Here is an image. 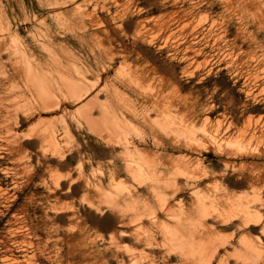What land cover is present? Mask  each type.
<instances>
[{
	"label": "rangeland",
	"instance_id": "rangeland-1",
	"mask_svg": "<svg viewBox=\"0 0 264 264\" xmlns=\"http://www.w3.org/2000/svg\"><path fill=\"white\" fill-rule=\"evenodd\" d=\"M170 1L0 0V13L4 14H0V264H17L16 257L23 255L32 260L19 264H119L127 254L144 255L127 241L121 244V249L113 245L112 216L108 211L103 213L87 206L84 199L88 188L83 179L81 185L76 181L67 183L66 190L51 180L55 175L65 176L66 171L59 170L56 160L48 154L40 158L36 154L37 136L31 126L34 128L37 124L43 109L26 89L25 65L17 53L24 54L29 62L41 65L45 70L52 66L53 60H73L85 69V73L89 72L87 80L91 84L100 76L104 79L98 91L103 89L107 79L111 94H115L119 105L136 109L140 114L151 109L146 103H150L151 97L141 96L133 87L120 85L116 70L124 58L128 60L126 68L132 71L135 66L156 65L160 73H164L161 76L167 83L175 75L177 128L183 133L180 132L178 154L193 157L191 159L209 173V178L202 184L212 183V189L203 194L206 197L201 196L209 206V217L203 224L211 230L204 251V246L200 247L201 263L234 264V259H238L239 264H264V0ZM103 43L107 49H114L115 65L111 66L104 54L98 53L97 45ZM123 50L125 54H121ZM171 90L168 86L165 95ZM101 96L103 100L104 96ZM64 105V108L68 106ZM72 109L75 108L69 107L68 111ZM23 113L33 120V125L26 126L20 117ZM53 115L63 116L62 113H51L47 118L42 113L41 119H50ZM189 128L195 134L188 133ZM18 130L20 135L16 140ZM72 130L79 149L72 150L65 161L73 169L84 166L90 175V166L97 169L100 165L107 174L110 161L120 166L121 159L115 157L117 149L74 127ZM190 137L196 142L187 141ZM194 142L196 144L191 145ZM234 142L238 145L234 146ZM236 147H239L238 152ZM249 149L254 150L250 152ZM242 162L251 167L241 165ZM177 198L191 203L189 190ZM230 212L241 213L245 224L237 221ZM215 220L217 224H213ZM153 235L159 245L167 244L169 240L157 232ZM241 240L251 244L254 250L248 249ZM233 249L241 250L245 256L236 254ZM35 253H38L37 257H34ZM156 256L151 257L153 263L159 261L162 264L163 259Z\"/></svg>",
	"mask_w": 264,
	"mask_h": 264
},
{
	"label": "bare ground",
	"instance_id": "bare-ground-1",
	"mask_svg": "<svg viewBox=\"0 0 264 264\" xmlns=\"http://www.w3.org/2000/svg\"><path fill=\"white\" fill-rule=\"evenodd\" d=\"M172 7H175V6H172ZM57 14H58V11H57ZM15 28L17 29V27ZM35 28L36 27H34V30ZM7 29H8V25H7ZM16 42L18 43L19 41L16 40ZM15 44L16 43H14V46ZM16 48L17 47H15V49ZM97 49L100 55L104 54L105 59L107 60V62L109 61V64L111 66L116 64L117 60H116V55L113 54V51H114L113 48L107 49L103 43V44H98ZM125 51L123 50L121 54H125ZM16 53H17L16 51L14 54L12 52L14 56L16 55ZM63 53L66 54V52H63ZM17 54H18L19 59L21 60V63L25 65L23 70L26 76V81H25L26 89L30 92L33 99L39 102L40 108L43 109V111H41L40 109L43 115L46 114L47 118H48L47 114H51V113H55V114L62 113L63 115V116L60 115V117H57V115L55 117L53 115L54 116L53 118L49 117L50 119H41L42 118L41 116L42 113H41L39 116L40 119L38 118L37 124H35L34 128L33 126H31L35 135L37 136L38 150L36 154L38 158L42 156H47L48 154L51 159L56 160L59 170L61 169L63 171H66L65 176L55 175L53 178H51V180L55 182L57 185H60L59 187H61L62 185V187L65 188L66 190L67 183L71 184V182H75V181H76L75 183H77V182H80L81 179H83V181L85 182L84 184L88 188V193L84 199V202L87 204V206L92 207L93 209L95 208L97 211L103 212V213L104 211H108V213L112 216V219H110V226L111 224H113V227H114L113 228L114 231H113L112 238H111L113 245L116 248L121 249L123 247L121 244L123 243L124 245L125 244L124 242L127 241L132 244L135 250H139L144 254V255L141 254L137 256L134 254H127L126 256H123L121 258V260L119 261V264H156V263L158 264L159 261L156 262L154 260L155 262L153 263V260L151 259V257L154 255L155 256L159 255L163 259L162 264H202L201 263L203 261L201 259L202 251L200 250L201 249L200 247L204 246L205 241L209 239L211 230L209 227L204 226L203 224L204 219L209 217V213H208L209 206L207 207L206 203L204 202L205 199L204 200L201 199V196L205 192H208L209 189H212V183L202 184L203 180H207L209 178V173H207L205 169L201 168L200 163H196L197 161L195 162L193 159H191L193 157L189 158L185 154L184 155L178 154L179 146H181L179 145V142H180V136H181L182 130L180 129L179 131V129L177 128L178 109H177V88L175 84V79H176L175 75L170 77V79H168L169 82L167 83L163 75L161 76V74H164V73H160L158 68L155 67L156 66L155 64H154L155 66H151L149 64L140 65L138 67L135 66L134 70L132 71L126 68L125 65L128 60L126 57L124 58V60L119 64L120 66L118 67V69L117 68H116L117 70L115 69L116 74H117V80H119L120 85H125V87L127 86L129 89L130 87H133L135 88V90H137L140 93L141 96L151 97L150 103L146 102L151 107V109L149 110L146 109V113L141 112L140 114L139 111H137L136 109L130 110L126 107L122 108V106L119 105L121 103L117 101V99L115 98V94L114 95L111 94V89L109 87L110 84L107 79H105L104 86L102 85L103 89L98 91V87H101L100 83L104 79H102L100 76L98 77V80L94 84H91L92 82L90 83V81L88 82L87 80V77L89 76V72L85 73L84 71L85 69L83 70L80 67L81 65L80 66L77 65L76 63L73 62V60H70V61H64L63 59L53 60L52 66L50 68L47 67L48 69L45 70L44 68L41 67V65H38V64L34 65L33 63L29 62L26 59L24 54L22 55H20L19 53ZM69 59L71 58L69 57ZM121 60L122 59H120V61ZM74 61H77V60H74ZM105 64L103 65L105 66ZM158 66H161V65H158ZM177 84H179V82ZM168 86H171L172 90L168 95H165V90ZM117 93L119 92L117 91ZM101 95L104 96L103 100L100 99ZM63 104L65 105L68 104V106L64 105L65 106L64 108L62 107ZM69 107H72L75 109L74 110L72 109L73 111L71 110L68 111ZM20 117L23 119L22 121L26 123V126L31 125V124L33 125V120H30L29 118H27L24 113L20 115ZM247 122L250 123L248 120ZM182 124L183 123H181V126ZM73 127L77 130L85 132V134L87 135H91L97 141L105 145L110 146L114 149H117V155L115 157H118L121 159L120 166L116 165L113 161H110L108 163L109 167L107 169V172H108L107 174L105 173L106 171H104L105 169L102 168L100 165H98L99 168L97 169H92V166H90L91 167L90 175H87L86 168L84 166L73 169L65 161L66 156L71 154L72 150H74L75 148L79 149L76 138L73 135V130H72ZM190 129L191 128L187 129L188 133L192 132V131H189ZM16 133H17L16 140H18L17 137H19L20 131L18 130L16 131ZM202 134H207V132L202 133ZM185 135H188V134H185ZM236 135L238 134L236 133ZM255 136H256V133H255ZM194 137H197V135ZM184 139L185 138H183V140ZM191 139L192 138L190 137L189 140L187 141L192 142L195 140V139L194 140H191ZM199 141L200 140H197V142ZM195 142L194 144L191 143V145H195L196 144ZM213 142L215 143L214 140ZM222 143L225 144V142H222ZM242 143H239V144L243 145ZM16 144L17 142L15 143V145ZM233 144L234 146L236 144L238 145V143H235V142ZM245 144L247 145V143ZM205 146L206 145H204V147ZM225 146L227 147V144H225ZM35 147L36 146H34V148ZM194 147L195 149L198 148L197 146H194ZM239 147L241 146L239 145ZM239 147L238 148L236 147L237 152L239 151ZM15 150L16 148L14 149V151ZM253 150L254 149H249L250 152H252ZM245 151H247L248 153V150H244L243 152L245 153ZM258 151H261V150H258ZM241 152L237 154L239 155L244 154ZM250 152L248 153V155L250 154ZM197 158L201 159L200 157H197ZM241 165L247 166L248 164H246L245 162V164L243 163ZM249 166L250 165H248V167ZM31 168H32V165H31ZM251 170H254V169H251ZM246 176H248V174ZM256 181L259 182V180L257 179ZM78 184L81 185V182ZM57 190H58V187H57ZM69 190L71 189L69 188ZM187 190L190 191V198H191L190 204L185 203L184 199L179 200L177 198L179 194L180 195L185 194V191ZM60 192L62 193V191ZM170 202H172L173 204ZM242 206L240 209H242ZM234 210L235 208L233 209V211ZM230 213L237 221L239 220V222H241L242 224V222L244 221V218L241 217V213H232V212ZM247 215L249 216V214ZM214 216H216V214ZM244 216L245 214L243 213V217ZM251 218L253 217H250L249 219ZM255 218L257 219V217ZM260 220L258 219V221ZM213 224H217L216 220L213 222ZM243 224L245 223L243 222ZM251 225H255V223L254 224L252 223ZM153 231L157 232V234L159 235L162 234L168 237L169 240L167 241V244L159 245L158 243H156L157 240L154 238ZM23 240L24 239H22V241ZM63 240L64 239H62V241ZM162 240H165V239L163 238ZM240 242L244 243V245L251 251L254 250V247H252L251 244H248L243 240H241ZM8 243H10V241ZM12 245L14 246V244ZM129 246L131 245L129 244ZM204 249H205V246L203 248V251ZM36 250L39 251L40 247L37 246ZM131 250L134 252L133 249ZM233 251L240 256H243V257L245 256V253L241 252V250L233 249ZM7 252H9V250ZM37 256H38V253H35L34 257H37ZM152 258L154 259V257ZM16 259H17L16 261L18 262L17 264L21 263L22 261L25 262V260H30V261L32 260V258L28 255H23L21 256V258L16 257ZM35 263H38V261H35ZM239 263L240 261L238 259H234V264H239ZM262 263H263V260H262Z\"/></svg>",
	"mask_w": 264,
	"mask_h": 264
}]
</instances>
